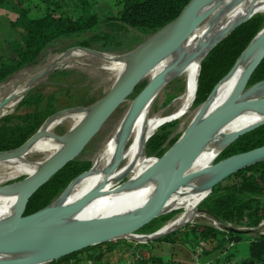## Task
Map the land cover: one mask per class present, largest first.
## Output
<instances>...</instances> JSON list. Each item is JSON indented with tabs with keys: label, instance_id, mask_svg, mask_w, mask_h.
Segmentation results:
<instances>
[{
	"label": "trees",
	"instance_id": "1",
	"mask_svg": "<svg viewBox=\"0 0 264 264\" xmlns=\"http://www.w3.org/2000/svg\"><path fill=\"white\" fill-rule=\"evenodd\" d=\"M3 1L0 0V4ZM188 1L115 0L117 7L114 13L102 15L93 8L97 0H93V2L92 0H17L21 10L10 21V26L16 29L19 37L10 39L0 36V46L7 42L15 50V55L12 57L7 55L4 57L0 51V82L11 77L14 72L27 67L28 64L37 62L49 45L65 38L74 37L72 45L95 47L113 52L131 51L140 45L146 36L136 35L129 47L119 50L113 49L107 44L119 42L124 38L123 35L134 34L136 30L142 31L146 35L164 27L175 19ZM263 27L264 12H257L238 24L206 53L200 62L198 87L194 102H192L195 108L200 107L210 96L217 86V82L230 72L237 63L239 56ZM63 49H66V46H61L58 51ZM262 79H264V57L250 77L249 85ZM178 94V92L168 93L164 103L172 102ZM43 98L41 92L26 93L19 104L35 105L36 109L0 116V150L17 147L33 135L40 125L55 119L56 109L53 110L54 108L51 107L47 109L38 108ZM49 101H51L49 105H53L54 97L52 95L49 96ZM122 111L123 108L120 105L106 123L121 115ZM53 113L55 115L47 119ZM176 123V120L165 122L149 136L145 143L147 156L160 157L178 140L179 132L174 133L177 127ZM263 144L264 123L230 142L221 151L217 160ZM87 169H89V163H83L76 158L69 161L30 197L25 209L26 213L37 212L54 202L71 180ZM232 177L234 180L225 181ZM226 179L213 187L212 192L200 203L199 208L205 209L210 216L219 222H231L234 226L219 229L205 222L187 224L175 232V234H180L177 238L171 239L172 233H169L159 239L165 240L171 245L181 242L194 246V248L203 247L204 253H212L211 258L216 257L215 254L219 257L223 255L222 261H227L228 264L231 255L234 253L230 250L231 244L247 240L248 253L240 258L236 264H264V232L261 233L255 229L260 226L264 219V159L240 169ZM18 203L12 207L0 209V218L8 219L16 211ZM173 214L174 212L161 214L135 232H154ZM241 225L247 226V228H239L238 226ZM231 227L242 230L235 231ZM253 232L254 234H252ZM144 243H137L135 248L138 249ZM95 246H99V244L82 249ZM82 249L40 264H66L65 262L68 261L69 257L78 254ZM147 252L148 255L140 253L134 262H113L111 264H194V261L190 263L188 260L179 261L173 257L166 258L162 252L148 250ZM99 259V264H102L103 260L101 257ZM215 259L218 260V258L212 260Z\"/></svg>",
	"mask_w": 264,
	"mask_h": 264
},
{
	"label": "bare ground",
	"instance_id": "2",
	"mask_svg": "<svg viewBox=\"0 0 264 264\" xmlns=\"http://www.w3.org/2000/svg\"><path fill=\"white\" fill-rule=\"evenodd\" d=\"M260 10H264V0H207L199 10L201 20L194 29L196 35L199 36L201 33L202 36L200 35L196 40L192 39L191 41H187L186 37L176 48L157 60L155 65L148 71L150 72L157 69V73L153 78L162 72H166L164 82L145 101L143 107L129 124L125 125V117L129 112L122 119L116 132L106 145L105 151L109 153L106 166H104V168L92 167L89 173L73 181L69 187H67V190H65L44 213H42L39 217V221H55L57 224H73L82 220L98 219V217L103 216L129 213L139 210V208H143L151 203L159 191V179L157 174L152 176L148 175L152 167L151 165L157 158L146 155L145 143L147 139L157 130L162 122L173 119L192 105L198 87L197 80L201 67L200 62L220 34L249 12L255 14ZM164 33L165 31L160 32L158 36ZM192 34L194 33L190 35ZM83 54H85V52L82 49H77L69 56L74 57ZM254 54L255 52L247 53L244 51L239 56L235 66L227 75L217 82V86L214 88L207 101L203 102L199 108L197 118L192 123L193 125L204 116L216 110L230 96L238 85L241 76L251 63ZM134 56L135 52L131 51L124 55L115 54L112 56L103 54L101 57L113 63V65L122 67L123 69L121 73H119L121 76L125 70L131 66ZM58 61L60 62L61 60ZM178 72H185L187 74L186 91L184 90L185 93L180 98L182 104L180 111H178L177 114L167 117H160L158 115L151 116L150 113L153 102L171 76H176ZM35 74L36 73L27 77L23 82H31ZM27 85H30V83L23 86ZM21 86L22 84L18 85V87ZM18 93V89H14L11 93V97ZM262 97H264V86L247 96L248 99H259ZM91 108L92 107H77L75 110L67 109L57 113L55 119L45 123L41 127L40 133L26 151L11 157L0 158V209L16 205L20 198V191L7 190L4 187L9 185L4 184V182L14 180L21 175L35 174L40 167L54 157L56 153L64 149L68 143L66 135L59 139H51L45 143H41L43 141H41L42 134L51 130L55 124L67 116H73L75 123H79L86 114L90 112ZM262 119H264L263 111L249 107L239 111L238 114L223 122V124H221L203 143V147L192 161L191 167L187 172V174L191 173L193 175L177 185L163 206L164 208L161 214L173 212L182 207H184V209L169 218L166 224L153 234H151L152 232L149 234H135L131 232L124 236L137 240H148L160 237L179 229L183 224L199 216L198 204L209 193L210 181L214 179L221 170H219L215 161L219 157L221 151L228 145L231 135L239 129L259 122V120ZM131 134H133L132 140L128 144ZM46 149L50 151L49 156L47 155L48 158L35 162L27 159L36 151ZM123 158H127V162L125 164H119ZM132 170L136 171L135 175L128 182L115 187L117 181ZM97 186H103V189L97 196L90 199L83 206L77 208V211L66 215L61 212L62 209L60 208L76 202L86 192ZM44 252L45 249L41 247H37L36 249L24 248L17 250L0 248V259L17 257L38 258Z\"/></svg>",
	"mask_w": 264,
	"mask_h": 264
},
{
	"label": "water",
	"instance_id": "3",
	"mask_svg": "<svg viewBox=\"0 0 264 264\" xmlns=\"http://www.w3.org/2000/svg\"><path fill=\"white\" fill-rule=\"evenodd\" d=\"M205 2H207V0H189L175 19L160 28L159 32L155 34L153 38L140 43V45L132 50L135 52V56L131 66H129L115 81L113 87L91 106L90 112L86 114L75 128L69 133L64 134L68 140L64 149L56 153V155L40 167L35 174L17 180L15 183H8L9 186L4 187L10 191L19 190L20 198L16 211L7 220L0 218V248L17 250L24 248L36 249L37 247H41L45 249V252L38 258H2L0 259V264H40L77 252L84 247L95 245L105 240L119 238L127 233L139 230L144 224L161 215L162 209L164 208L163 206L173 190L179 183L193 175L191 173V175L187 174L192 161L199 154L206 139L219 128L223 122L238 114L239 111L249 107L264 112V97L259 99L247 98L253 91L264 86V79L249 85L250 77L264 57V28H262L244 50L247 53L255 52V54L230 96L216 110L198 120L195 125L191 123V126L179 136L178 140L151 165L152 167L148 175L152 176L157 174L159 179V191L151 203L143 208H139V210L129 213L103 216L98 217V219L82 220L73 224H57L55 221H39V217L42 213H44L55 201L39 209L37 212L26 213L25 209L27 203L38 188L54 176L65 164L76 158L103 128L106 121L116 112V109L128 95L134 91L136 84L145 77L148 71L155 65L156 61L176 48L180 42L192 33L200 23L201 15H199V10ZM252 15L253 14L249 12L237 20L236 23L232 24L227 30L220 34L209 50L217 45L218 41L230 33L238 24ZM163 31H165V33L158 36L159 33ZM77 49H82L85 53L96 54L98 56H102L105 53L95 48L73 45L68 48L63 55L68 56ZM127 53L130 52L119 55ZM49 70L50 69H44L36 73L30 82V86ZM165 76L166 72L158 74L155 78L147 82V85L136 95L128 111L129 113L127 112L128 114L125 117V125L129 124L134 119L136 114L143 107L145 101L162 85ZM11 98V94L9 93L0 99V110L3 109ZM207 99L204 102H206ZM262 123H264V119L234 132L228 144L236 140L241 134L258 127ZM39 133L40 128L17 147L9 150H0V158L11 157L26 151ZM55 135L60 136V133H51V136ZM261 159H264V144L217 160L216 164L219 170H221L218 175L210 181V191L205 198L220 181ZM90 171L91 168L79 173L67 187H69L73 181L77 180V178ZM102 187L103 186H97L89 190L76 202L60 208L62 209L61 212L66 215L77 211V208L83 206L90 199L97 196L103 189ZM202 201H200V203ZM200 203L198 204V209ZM160 228L156 231L160 230ZM231 229L235 231L242 230L236 227H231Z\"/></svg>",
	"mask_w": 264,
	"mask_h": 264
},
{
	"label": "rangeland",
	"instance_id": "4",
	"mask_svg": "<svg viewBox=\"0 0 264 264\" xmlns=\"http://www.w3.org/2000/svg\"><path fill=\"white\" fill-rule=\"evenodd\" d=\"M95 4L96 5H94L93 8L97 9L102 15L114 13L117 7L115 0H97ZM257 12H264V10H260ZM158 32L159 29L145 35V33H143L142 31L136 30L134 31V34L127 33L126 35H123L124 38L119 42H114L107 45L113 49L115 48L118 50L127 48L131 45V42L135 40L136 35L146 36V39L143 41L145 42L153 38L155 34H157ZM192 33L194 34L186 38L187 41H191L192 39L196 40V38H198L200 35L202 36L201 33L199 34V36L196 35L195 30ZM16 37H19V35H17ZM73 40L74 37L65 38L53 42V44L49 45V47L42 53V55L39 57L37 62L34 61L33 63L28 64L27 67L14 72L11 77L0 82V99L4 97L6 94L9 93L11 94L14 89H18L19 91V93L14 95L11 98V100L3 107V109L0 110V116L3 114L7 115L12 113L32 111L36 109L35 105L33 106L27 104H19V102L22 100L24 95L29 92L32 93L34 91H37L43 94L44 98L42 100V103L40 104V107H38L39 109H47L51 107L54 108L53 110L56 109L55 113H59L67 109L75 110V108L77 107L89 108L92 105H94L96 101L101 99L113 87L115 81L120 77L119 73H121L123 68L120 66L113 65V63L109 62L108 60L96 54L93 55V54L85 53L81 56H74V57H71L69 55L68 56L63 55L65 54L68 48L73 46L72 45ZM61 46H66V49L58 51V49ZM8 47H10V49H4L3 52L9 57L14 56L15 50L10 43H8ZM97 50L105 52L104 54H108L112 56L115 54L119 55L122 53H126V52H117V51L113 52L110 50H102V49H97ZM131 51H127V52H131ZM58 60L61 61L59 62ZM44 69H50V70L46 72L43 76L39 77L32 86L30 85L23 86L30 83V82L24 83L23 82L24 79ZM156 73H157V69L150 71L145 75V77L140 81V83H138L136 89L130 95H128V97L122 102L121 105L123 108L122 111L123 113L119 116L114 117L111 121L106 123L105 127L101 131H99L96 134V136L85 146V148L76 156L77 160H80L83 163H89V169L92 167L104 168V166H106L109 159L108 157L109 153L105 151L107 143L116 132V129L118 128V125L121 123L122 119L129 111L133 100L136 98V95L147 85V82H149L156 75ZM186 80H187V74L185 72H178L176 76H172L167 81L165 87L161 90V92L158 94L157 98L153 102L150 115L167 117L170 115L177 114V112L180 111L181 109L180 107L182 106L180 98L185 93L184 90L186 91L185 89V87L187 86ZM19 84L20 85L22 84V86L18 87ZM175 92L179 93L178 96L172 102L165 104L164 100L167 94L175 93ZM50 95L54 97L53 105H49L51 103V101H49ZM200 107L195 108V106L192 104L186 111L178 114L176 117H174L171 120H166L162 122L161 124L168 121L176 120L177 127L174 133L176 134L179 132V136H181L191 126V123H193L196 120ZM55 113H53V115H55ZM77 124L75 123V119L73 116L65 117L63 120L55 124V126L52 127L51 130L42 134L41 141L42 140L43 141L41 143H45L46 141H49L51 139L62 138L64 134L72 131V129L75 128ZM42 125H40L39 127L40 129H42L41 128ZM55 132L60 133V136L59 135L51 136V133H55ZM132 136L133 134H131L128 144L131 142ZM49 154L50 151L47 149L40 150L30 155L27 159L32 162L41 161L48 158ZM154 157L158 158L157 156ZM126 162H127V158H123L119 164H125ZM135 173L136 171L132 170L127 174H125L124 176H122L115 184V187H118L119 185L128 182L135 175ZM26 176H31V174L18 176L14 180H9L4 182V184L15 183V181L20 180ZM227 180L229 181L234 180V177L228 178L225 181ZM183 208L184 207L174 210L173 216L177 212L182 211ZM198 213L199 216L195 217L190 222L183 224L182 226H180V228L181 229L184 228V226L187 224L200 223V222L211 224L212 216H210L205 209L199 208ZM165 224L166 221L162 226H164ZM180 228L172 232H169L172 233L171 239H175L178 236H180V234H175V232L180 230ZM133 233L149 234L146 232H139V233L133 232ZM252 234H254V232ZM160 237L152 238L148 240H140V239L137 240L135 238H131V237L129 238L127 236H120L119 238L105 240L99 242L98 243L99 246L82 249V251L79 252L78 254L69 257L68 261L65 263L86 264V259H87L86 255L89 259L95 261L99 260L100 257L101 258L104 257L105 264H111L110 261H112V263L115 261H119V263L120 262L123 263V261L124 263H130L134 261V259L137 257V254L142 253L148 255L147 250L152 252H162V254L165 255L166 258L173 257L179 261L181 260L187 261L189 259H192V257L194 256L193 250L194 251L196 250L194 249V246L192 247L191 245H187L181 242L180 244L171 245L169 242L159 239ZM140 242H145V243L140 245L139 247L140 249L135 248L137 243ZM242 242L247 243L246 240H242L241 243ZM211 252H213V250H211ZM214 253L216 252L214 251ZM126 255L127 257H125ZM205 255L208 258V256L209 257L212 256V253L211 254L205 253L204 256ZM83 256L85 258H83ZM214 264H220V263L215 262ZM222 264H228V263L223 261Z\"/></svg>",
	"mask_w": 264,
	"mask_h": 264
},
{
	"label": "crops",
	"instance_id": "5",
	"mask_svg": "<svg viewBox=\"0 0 264 264\" xmlns=\"http://www.w3.org/2000/svg\"><path fill=\"white\" fill-rule=\"evenodd\" d=\"M21 10V6L18 4L17 0H4L1 4H0V35L2 38H15L17 36V32L16 29L13 26H10V21L15 18L19 12ZM6 36V37H5ZM4 49H10V47H8V43H3L0 46V51L4 54V57H7L6 54L3 52ZM247 241V240H246ZM121 245V244H119ZM117 245V246H119ZM247 243L246 242H234L231 244V248L230 250L233 251L234 253L231 255V259L228 261L229 264H236L237 262H239V259L246 256L248 253V248H247ZM99 248V247H97ZM205 253H203V262L206 264H214L215 262H219L222 263L224 256H220L219 255H215L216 257H212L211 256L208 258L206 257V255L204 256ZM218 256V257H217ZM81 257V256H79ZM127 257V255L125 256ZM205 257V260H204ZM77 258V257H75ZM83 258H85L83 256ZM86 264H99V260H91L87 257L86 255ZM214 258H218V260H212ZM103 260L104 264V257L101 258ZM90 260V262H89ZM194 261V257H192V259H189L188 262L193 263ZM112 263V261H110ZM115 262H119V261H115ZM227 262V261H226ZM124 263V261H123Z\"/></svg>",
	"mask_w": 264,
	"mask_h": 264
},
{
	"label": "built area",
	"instance_id": "6",
	"mask_svg": "<svg viewBox=\"0 0 264 264\" xmlns=\"http://www.w3.org/2000/svg\"><path fill=\"white\" fill-rule=\"evenodd\" d=\"M212 218V222L211 224L219 229H223L225 227H228V226H234L231 222H219L217 219ZM239 228H247V226H238ZM255 229H258L261 233L264 232V219L262 220L261 224L259 227L255 228ZM196 249L195 251L193 250V257H194V264H204L203 260H202V256H203V253H204V249L203 247H196L194 248ZM140 254H137V257H139ZM93 259V258H92ZM90 262V260H89ZM134 262V261H132ZM105 264V263H104Z\"/></svg>",
	"mask_w": 264,
	"mask_h": 264
}]
</instances>
